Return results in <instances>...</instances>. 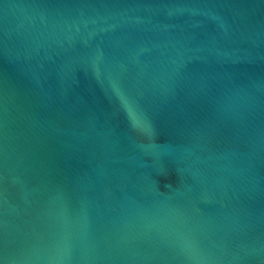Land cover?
Returning <instances> with one entry per match:
<instances>
[{
	"label": "water",
	"instance_id": "95a60500",
	"mask_svg": "<svg viewBox=\"0 0 264 264\" xmlns=\"http://www.w3.org/2000/svg\"><path fill=\"white\" fill-rule=\"evenodd\" d=\"M0 264H264V0H0Z\"/></svg>",
	"mask_w": 264,
	"mask_h": 264
}]
</instances>
